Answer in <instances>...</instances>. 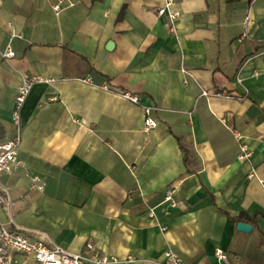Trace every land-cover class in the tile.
Returning <instances> with one entry per match:
<instances>
[{"label": "crops", "instance_id": "obj_1", "mask_svg": "<svg viewBox=\"0 0 264 264\" xmlns=\"http://www.w3.org/2000/svg\"><path fill=\"white\" fill-rule=\"evenodd\" d=\"M166 1L68 0L55 14V0H0V126L21 162L0 176V222L69 253L91 239L119 264L166 251L218 264L216 250L264 264V0H174L173 27L156 15ZM32 75L55 82L31 88L17 132L16 90ZM242 212L250 233L236 230Z\"/></svg>", "mask_w": 264, "mask_h": 264}, {"label": "built area", "instance_id": "obj_2", "mask_svg": "<svg viewBox=\"0 0 264 264\" xmlns=\"http://www.w3.org/2000/svg\"><path fill=\"white\" fill-rule=\"evenodd\" d=\"M68 0H55L52 5V10L58 14ZM174 0H167L162 8L156 10L157 16L167 15L170 24L178 20L179 13L171 10ZM4 57H12L13 52L11 48H6ZM55 79L43 75H32L26 77L22 83L17 87L14 98V110L12 121L19 130V111L24 104L31 88L39 84H52ZM83 83L91 85L90 78L82 80ZM103 90L108 91L107 86L101 87ZM119 96L127 102L138 105V96L129 92H120ZM202 97H208L209 94L202 92ZM51 101H56L57 98H51ZM152 109L142 108L144 122L143 131L149 132L157 126V122L150 117ZM19 137L18 134L12 139H6L0 142V176H10L15 173L20 167L21 162L18 160ZM247 154H243L245 158ZM264 189V182H260ZM44 183L37 178H30L29 190L41 192ZM175 188L167 187L163 191L162 203L170 208L178 206V202L174 199ZM11 198L8 190L0 183V206L9 208ZM26 256L31 257L36 264H119L115 258L109 257L97 252L95 245L91 239H88L83 249L78 253H69L58 246H48L42 240L30 238L22 230L16 228L13 230L8 229L0 222V264H19L17 257ZM215 259L218 264H231L228 256L221 250H216L214 253ZM159 264H184L182 258L172 251H166L163 254V259Z\"/></svg>", "mask_w": 264, "mask_h": 264}, {"label": "trees", "instance_id": "obj_3", "mask_svg": "<svg viewBox=\"0 0 264 264\" xmlns=\"http://www.w3.org/2000/svg\"><path fill=\"white\" fill-rule=\"evenodd\" d=\"M93 1H98V0H93ZM2 134H3V132H2V128L0 126V142L4 140L2 137ZM187 154H188V152L186 150H184V159H186ZM255 219H256L255 216L251 217V216L247 215L246 213L242 212L239 214V216L235 220L237 222H244V223L247 222V223L252 224L253 226H256V220Z\"/></svg>", "mask_w": 264, "mask_h": 264}, {"label": "water", "instance_id": "obj_4", "mask_svg": "<svg viewBox=\"0 0 264 264\" xmlns=\"http://www.w3.org/2000/svg\"><path fill=\"white\" fill-rule=\"evenodd\" d=\"M109 46L111 47V44H109L108 47ZM236 230L242 233H250L252 230V226L248 223L239 222L236 224Z\"/></svg>", "mask_w": 264, "mask_h": 264}]
</instances>
